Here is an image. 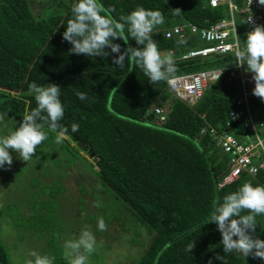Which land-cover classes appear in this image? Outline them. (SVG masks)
I'll return each instance as SVG.
<instances>
[{
  "label": "trees",
  "instance_id": "1",
  "mask_svg": "<svg viewBox=\"0 0 264 264\" xmlns=\"http://www.w3.org/2000/svg\"><path fill=\"white\" fill-rule=\"evenodd\" d=\"M100 3L116 20L138 6L162 13L164 22L154 27L152 37L162 54L175 51L172 55L176 72L172 76L217 68L223 69L222 74L191 106L174 96L168 79L151 84L131 60L123 68H114L111 56L88 58L70 53L71 45L60 35L64 30L60 25L71 17L69 0H0V121L5 133L18 126L36 106L28 92L30 83L59 85L64 105L59 123L69 129L63 143L78 151L77 157L102 185L126 202L133 216L147 226L146 250L136 264H207L209 259L212 264H222L216 255L224 256L227 264H264L251 254L245 257L237 252L223 253L215 224H205L225 194L244 182L264 185V169L255 175L242 173L220 185L229 173L228 156L221 153L210 135H200L203 127L219 131L229 128V112L241 89L237 77L229 78L231 71H237L234 52L181 60L177 56L207 43L195 40L189 33L184 42L177 36L165 37V31L175 25L209 27L225 17V5L212 8L206 0ZM128 39L127 45L118 38L114 42L122 49L136 46ZM242 68L245 74L250 73ZM77 92H84L87 99L79 100ZM157 108L165 112L164 121H160ZM258 122L264 123V111ZM72 123L79 125L75 133L70 131ZM42 130L48 139L55 138L56 133L46 125ZM229 132L239 138L235 130ZM6 177L9 181L10 176ZM45 193L55 197L54 192ZM48 196L34 201L39 208H32L34 221L27 225L43 235L48 233L42 213L48 211ZM247 212L243 210L242 214ZM256 220L253 235L264 240V215ZM44 239L48 247V238ZM191 241L194 247L187 252ZM0 264H12L1 237Z\"/></svg>",
  "mask_w": 264,
  "mask_h": 264
},
{
  "label": "clouds",
  "instance_id": "2",
  "mask_svg": "<svg viewBox=\"0 0 264 264\" xmlns=\"http://www.w3.org/2000/svg\"><path fill=\"white\" fill-rule=\"evenodd\" d=\"M251 2L252 0H246V10ZM257 2L264 5V0ZM69 4L71 17L66 24L60 25L64 28L60 35L62 40L71 45L68 50L70 53L83 54L88 58L111 56L114 68H123L126 61L131 60L151 84L167 80L176 72L172 52L162 54L152 37L154 27L164 22L159 10L138 6L116 20L108 14L100 0H69ZM245 19L251 21V16L248 15ZM129 37L135 41L136 46L122 49L121 44L114 42L118 38L127 45ZM243 43L241 48L240 41L237 40L235 64L244 66L251 73L254 83L251 92L264 102V26L254 24L246 32ZM28 92L34 97L36 106L23 116L18 126L7 134L0 135V169L12 165V153L23 161L33 157L37 146L47 138L46 132L42 130L45 125L49 131L56 133V144L62 143L69 134V129L59 123L64 116L60 86L54 83L37 85L32 82L28 85ZM76 95L81 101L87 99L84 92H77ZM78 129L77 123L71 124L72 133ZM260 146L264 147V141L260 142ZM243 210H248L247 214H242ZM259 215H264V185L244 182L237 190L218 199L205 224H215L221 236L223 253L237 252L245 257L251 254L264 261V240L253 235L258 224L256 217ZM97 227L105 229L102 217L97 218ZM94 245L95 237L87 229L82 230L76 239H66L63 247L69 264H88V256L82 253H92ZM193 247L194 243L191 241L186 251L189 252ZM28 256L32 259L27 264H52L51 258L35 250H30ZM215 259L227 264L224 256L216 255ZM207 264H212V260L209 259Z\"/></svg>",
  "mask_w": 264,
  "mask_h": 264
},
{
  "label": "rangeland",
  "instance_id": "3",
  "mask_svg": "<svg viewBox=\"0 0 264 264\" xmlns=\"http://www.w3.org/2000/svg\"><path fill=\"white\" fill-rule=\"evenodd\" d=\"M233 1L238 7L244 5L243 0L241 3ZM235 17L239 38L244 41L247 25L241 16ZM250 101L258 122L264 102L258 98ZM233 130L240 138L246 135L241 125ZM5 132L0 121V135ZM44 141L46 143L41 142L29 160L23 161L12 153V165L0 169V237L8 249L11 263L27 264L32 259L28 256L29 251L35 250L40 254L48 253L52 264H69L64 241L78 238L84 229L95 237L94 251L82 253L88 256V264L138 263L149 238L147 226L133 216L126 202L117 199L102 185L91 168L77 157L78 151L67 148L63 142L56 144L55 138L50 140L47 136ZM6 176H10L9 181ZM45 191L54 192L55 197H49ZM47 196L48 211L42 213L48 223V233L43 235L27 225L34 221L35 209L32 208H39L37 204L33 205L34 201ZM98 217L104 219V230L97 227ZM44 238H48V247Z\"/></svg>",
  "mask_w": 264,
  "mask_h": 264
},
{
  "label": "built area",
  "instance_id": "4",
  "mask_svg": "<svg viewBox=\"0 0 264 264\" xmlns=\"http://www.w3.org/2000/svg\"><path fill=\"white\" fill-rule=\"evenodd\" d=\"M206 1L212 8L225 5V17L209 27L184 23L168 28L165 31L166 38L177 36L184 42L186 33H189L195 40L207 43L206 46L196 47L182 53L177 56V59L186 60L195 57H207L211 54L235 53L237 40L240 41L239 46L242 48L235 15L243 18L247 25V32L251 30L254 24L264 26V5L259 4L257 0H252L247 10L246 0H243V7H238L233 0ZM248 15L251 16V21L245 19ZM170 51L175 54L174 50ZM234 67L237 71H231L229 78L237 77L241 89L240 95L235 100V105L229 112L230 120L227 125L230 126L233 123L236 126L241 125L246 130V135L244 138H238L230 132L219 131L215 127H203L200 129V135H210L221 150V153L228 156L229 173L220 185L237 179L242 173L255 175L261 169H264V147L260 146V142L264 141V123L255 120L250 101L251 98L261 99L254 96L251 92L254 86L251 73L245 74L242 66L235 64ZM222 71L223 69L217 68L171 76L167 80L168 87L175 97L192 106L204 95L207 86L219 78ZM156 113L160 121L165 120L166 115L162 109L157 108Z\"/></svg>",
  "mask_w": 264,
  "mask_h": 264
},
{
  "label": "water",
  "instance_id": "5",
  "mask_svg": "<svg viewBox=\"0 0 264 264\" xmlns=\"http://www.w3.org/2000/svg\"><path fill=\"white\" fill-rule=\"evenodd\" d=\"M236 124L233 123L232 125L229 126V128L226 130L227 132H229L230 130H232L233 128H235ZM69 143L72 144V142L67 138L66 139ZM215 186H216V190H218V185H217V182L215 181Z\"/></svg>",
  "mask_w": 264,
  "mask_h": 264
}]
</instances>
